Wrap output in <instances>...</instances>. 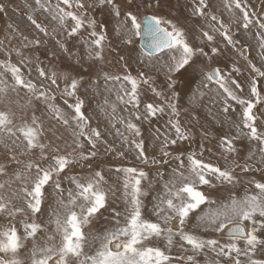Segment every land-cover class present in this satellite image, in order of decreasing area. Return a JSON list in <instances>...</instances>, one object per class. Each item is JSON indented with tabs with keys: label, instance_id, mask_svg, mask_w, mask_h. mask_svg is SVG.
<instances>
[{
	"label": "snow or ice",
	"instance_id": "snow-or-ice-1",
	"mask_svg": "<svg viewBox=\"0 0 264 264\" xmlns=\"http://www.w3.org/2000/svg\"><path fill=\"white\" fill-rule=\"evenodd\" d=\"M128 2L132 4L135 0ZM154 2L158 4L159 0H140V5L151 8ZM248 3L249 0H224V8L232 14L230 23L226 24L217 15L218 9L210 11L212 0H192V15L208 22L207 28L199 32L203 46L190 43L185 29L171 20L156 14L138 20L133 11L124 13V19L116 28L117 35L129 24L127 30L133 36L146 30L151 37L147 66L159 71L156 65L160 64L166 69V88L171 90V95L165 97L144 71L136 76L104 72L105 89L111 91L108 82L119 85L117 101L128 113L127 117L114 115L117 105L113 103L111 112L106 115L121 145L134 152V159L142 165L160 166L155 168L152 179L142 167H118L114 170L117 181L109 183L104 171L99 166L93 167L92 161L99 154L98 145L107 141L99 126H92L90 117L85 114L84 100L77 95L79 81L76 78L54 70L46 71L38 64L36 71L41 78L38 85L26 78L31 73L23 71V59L13 62L8 54L0 59V103H5L6 107L8 103H15L22 110L32 109L31 115L22 112L19 124L11 108L0 110V144L7 149L4 160L0 161V176L9 177L0 182V190L16 185L9 194H0V221L6 222L0 227V264H264V168L260 167L264 165V129L257 125L253 112L264 92V17L254 20L256 13L249 12ZM35 4L47 14L46 19L50 17L63 30L62 39H56L58 28L49 32L48 25L33 15H29L28 20L43 36H51L62 52H69L67 40L81 37L89 58L104 60L107 25L98 24L89 10L107 7L119 18L121 10L115 0H95V3L92 0H56L55 3L35 0ZM4 11L5 6L0 4V12ZM232 25L244 31L257 29L260 67L244 56L245 46L235 39ZM217 35L225 47L240 45L237 51L248 60L251 73L247 96L232 73L223 75L222 70L217 69L205 77L208 81L205 87L216 85L222 113L234 114L237 106L240 109L239 123L234 122L237 135H223L218 139L223 167L203 159V144L197 151L179 148L180 143L191 141V131L181 125V112L176 103L179 93L175 91L174 80L175 74L189 69L195 75L198 57H211L220 52ZM122 42L131 44L133 41L125 37ZM29 43L39 46L42 41L36 38ZM43 43L47 44V40ZM205 47L209 51L206 52ZM16 54L21 55L18 51ZM139 63L144 64L145 60ZM232 71L240 69L234 66ZM59 81L64 82L63 87ZM94 87L98 89L99 83ZM145 87L163 103L146 102L141 107V91ZM56 93L68 111L56 103ZM12 94L16 97L14 101ZM213 102H216L215 97ZM108 103L105 98V105ZM39 104L44 106L48 120L55 121L54 124L45 125L43 112L41 116L36 115L40 111ZM101 111L105 108L101 107ZM165 116L164 130L157 128L151 132L152 138L160 142L159 155H150L142 125ZM117 123L121 127H117ZM59 128H71V144L64 141L65 148L71 151H61L57 141L64 138L58 134ZM241 134L257 145L242 163L231 159L237 153L235 141ZM204 135L207 136V132ZM5 139L11 141V146L4 143ZM114 150L112 146L106 149ZM257 152L259 163L255 164L253 158ZM117 155L123 157L125 152L119 151ZM20 156H38V159L22 161ZM77 164L82 169L87 167L85 175L72 174ZM161 167H170V171L166 174ZM237 171L261 172L262 177L249 179L245 187ZM65 180L68 187L63 185ZM218 187H223L228 196L214 197L209 189ZM152 192L155 195L149 210L145 198ZM117 193L122 204L119 208L112 207ZM14 199L21 203L18 205ZM105 212L110 216L108 226L98 228L97 221Z\"/></svg>",
	"mask_w": 264,
	"mask_h": 264
},
{
	"label": "rangeland",
	"instance_id": "rangeland-1",
	"mask_svg": "<svg viewBox=\"0 0 264 264\" xmlns=\"http://www.w3.org/2000/svg\"><path fill=\"white\" fill-rule=\"evenodd\" d=\"M52 2L55 3L56 0H52ZM92 2L95 3V0H92ZM115 3L121 10V16L119 18L114 17V15L111 14L110 8L107 7H95L89 10L90 16L94 17L98 24L106 23L107 25V40L104 41V60L100 62L89 58L81 37L67 40L66 46L69 52L64 53L56 46L51 36L45 37L43 34L39 33L28 20L29 15H33L38 21L47 24L49 32H51L54 27L58 28V25L56 22L51 21L50 17L46 19L47 14L38 9L35 0H0V4L5 6V11L0 12V59H3L5 54L10 55L13 62H18L23 59L25 61V64L22 66L23 71L26 74L28 72L31 73L30 77L26 75V78L32 79L38 85L41 83V78H39L36 71V66L38 64L44 67L46 71L54 70L58 74L65 73L79 81V91L77 95L84 100L85 114L90 117L92 126H99L100 130L105 134L104 139L107 141V144L98 145L99 154L92 161V164L93 167L99 166V168L104 171L109 183L117 181V174L114 170L118 167H142L145 171H148L149 179H152L156 174L155 168L160 166L140 164L138 160L134 159V152L129 151L126 146H122L119 138L115 136L106 112H111V105L115 103L117 105V112L114 115L127 117L128 113L124 111V105L117 101L116 92L119 90V85L108 82L107 87L111 89V91H107L105 89L103 73L107 72L112 75L120 76L129 73L136 76L138 72L144 71L153 78L155 87H157L159 91H162L165 97L171 95V90L166 88V69L160 64L156 65L159 71H157L156 68L147 66V54L138 46L139 35L133 36L132 33L127 30L130 24L121 28L120 35H117L116 28L120 24V21L124 19V13L131 10L137 15L138 20L142 16H151L153 14L171 20L178 27L185 29L190 43L200 46H203V41L199 38L200 29L207 28L208 23L204 19L192 15V0H159V3L157 4L154 2L151 8H145L140 5V0H135V3L132 4H130L128 0H115ZM212 4L213 8L210 11H216L218 9L217 15L221 16L226 24H229L232 14L224 8V0H212ZM137 5H140V7L138 8ZM248 10L249 12L256 13L253 17L254 20L261 19L264 17V0H249ZM237 16H239V13H237ZM9 25H11V27H9ZM97 30L99 31V28ZM62 31V29L58 28L57 33H55L56 39H62ZM81 31L83 32V29ZM256 31V28L244 31L232 25V32L235 35V39L241 41L245 46L244 56H247L248 60L253 62L257 67H260L262 61L260 58V48L258 47V41L255 36ZM25 36L28 37L27 40L24 39ZM125 37H131L133 42L131 44L123 43L122 41ZM36 38L42 41L39 46L34 43H29V41H34ZM45 40H47V44L43 43ZM216 42L219 45L220 52L211 57H198L196 59L198 70L195 75H193L191 69H189L186 72L175 74L174 80L175 91L179 93V98L176 103L181 112V125L191 131V141L180 143L179 148L182 150L190 149L192 151H197L200 150L199 145L203 144V159L205 161L210 160L213 163H219L220 166L223 167L224 162L220 158V149L217 147L218 139L223 135H237L234 122L239 123L237 114L240 109L237 106L236 113L234 114L222 113L219 104L220 97L216 95V85L212 83L209 87H205L204 85L208 83L205 77L210 69L222 70L223 75L232 73L233 78L243 85V94L247 96L249 88L248 80L251 77V73L248 68V60L240 56L237 51V49L240 48L239 44H237L236 47H225L223 43H220V37L218 35L216 36ZM25 44H28L27 48L24 47ZM17 51L21 53V55H17ZM205 51H209V48L205 47ZM53 53H55V55H53ZM121 56L124 57L123 60L120 59ZM141 59L145 60L144 64L139 63ZM164 59L167 60L166 57ZM28 61H31V63L29 64ZM234 66L239 68L240 71L233 72ZM97 82L99 83L98 89L94 87ZM59 83L61 87H63L64 82L59 81ZM260 86L261 85H258V87ZM202 93L203 95H201ZM20 95L23 97L24 93L21 92ZM56 95V103L64 108L65 111H68L66 106L63 105L59 93H56ZM213 97L216 98L215 103L213 102ZM105 98H107L109 102L107 105H105ZM261 98V103L256 105L253 112L257 116V125L264 129V92H261ZM11 99L13 101L16 99L15 94H12ZM74 99V97L70 98V102ZM141 101V107H143V104L146 102L155 101L156 103H163L161 99L155 97L146 87L141 91ZM253 101L255 102V98H253ZM23 103H25V100L22 99L21 104ZM37 106L40 111H37L36 115L41 116V113H44L42 118L44 119L45 125L47 126L49 123L54 124L55 121L48 120L49 114L45 111L44 106L42 104ZM101 107H104L105 111L102 112ZM7 108H11V110L16 113L15 120L17 124L20 123V117L23 111H27L29 115H31L32 112L31 108L22 110L18 108L15 103H8L7 107L5 103H0V110H7ZM166 118L165 116L159 120L153 119L151 124L145 122L142 125V131L147 141V152L150 155H159L160 142L152 138L151 132H154L157 128L163 131ZM117 127H121L119 123H117ZM205 132H207V136L204 135ZM58 134L62 135L64 138L61 141H57L61 151H71V148H65L64 146V141H67L69 145L71 144V128H59ZM44 142L48 143L49 141L45 140ZM4 143L11 146L10 140L5 139ZM109 146H112L115 150L106 151ZM235 146L237 148V153L234 154L231 159H235L240 163L246 160L249 154L257 149L256 143L250 142L243 134L235 141ZM209 148L212 149L211 152L207 150ZM16 150L19 151L20 149ZM6 151L7 149L4 147V144H0V161L4 160ZM119 151H124L125 155L123 157L118 156L117 152ZM18 158L22 161H27L29 158L38 159V156H20ZM253 163H259L258 152L253 158ZM11 167H15V165ZM260 167L264 168V165H260ZM110 169L112 170L111 173L109 172ZM161 171H165L167 174V172L170 171V167H161ZM86 172V166L82 169L81 166L77 164L72 168V174L75 175L83 176ZM120 175L122 177V174ZM237 175L245 187L249 179L260 180L262 177L261 172H249L245 174L237 171ZM8 179V176H0V182H5ZM143 183L147 184L148 181H144ZM63 185L64 187L69 186L66 180L63 182ZM15 187L16 185H13L12 189H9L6 186L4 190H0V194L7 195L11 190L15 189ZM237 188L242 192L240 185H237ZM49 191L51 192L50 189ZM209 191L213 193L214 197L228 196V192L225 191L223 187L209 189ZM52 195L54 196L55 194L53 193ZM119 195L120 194L117 193V199L112 203V207H122L119 201ZM154 195L155 193L152 192L145 198V204L149 210H151L150 201ZM14 202L18 205L21 203L19 199H14ZM18 219L20 218L18 217ZM109 219V213L105 212L104 216L97 221V227L103 228L108 226ZM5 223L4 221H0V227H4ZM175 254L176 250L174 249L173 255ZM198 259L202 258L198 257Z\"/></svg>",
	"mask_w": 264,
	"mask_h": 264
},
{
	"label": "water",
	"instance_id": "water-1",
	"mask_svg": "<svg viewBox=\"0 0 264 264\" xmlns=\"http://www.w3.org/2000/svg\"><path fill=\"white\" fill-rule=\"evenodd\" d=\"M146 16L150 17L149 15H145V16H142V17H146ZM150 43H151V37L147 34V32L145 30V31L142 32L141 35H139L138 46L145 54H147L148 51H149L148 45ZM210 72L214 73L215 69H210L209 73Z\"/></svg>",
	"mask_w": 264,
	"mask_h": 264
}]
</instances>
